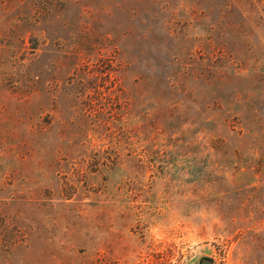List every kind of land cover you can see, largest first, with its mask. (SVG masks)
I'll list each match as a JSON object with an SVG mask.
<instances>
[{"label": "rangeland", "instance_id": "obj_1", "mask_svg": "<svg viewBox=\"0 0 264 264\" xmlns=\"http://www.w3.org/2000/svg\"><path fill=\"white\" fill-rule=\"evenodd\" d=\"M264 264V0H0V264Z\"/></svg>", "mask_w": 264, "mask_h": 264}, {"label": "water", "instance_id": "obj_2", "mask_svg": "<svg viewBox=\"0 0 264 264\" xmlns=\"http://www.w3.org/2000/svg\"><path fill=\"white\" fill-rule=\"evenodd\" d=\"M202 264H210V260H204Z\"/></svg>", "mask_w": 264, "mask_h": 264}]
</instances>
